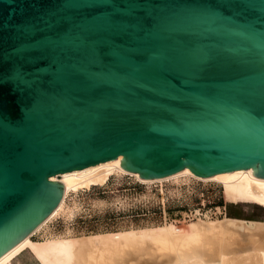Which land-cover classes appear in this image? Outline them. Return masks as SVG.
<instances>
[{
    "label": "water",
    "instance_id": "95a60500",
    "mask_svg": "<svg viewBox=\"0 0 264 264\" xmlns=\"http://www.w3.org/2000/svg\"><path fill=\"white\" fill-rule=\"evenodd\" d=\"M120 155L264 175V0H0V256Z\"/></svg>",
    "mask_w": 264,
    "mask_h": 264
},
{
    "label": "bare ground",
    "instance_id": "6f19581e",
    "mask_svg": "<svg viewBox=\"0 0 264 264\" xmlns=\"http://www.w3.org/2000/svg\"><path fill=\"white\" fill-rule=\"evenodd\" d=\"M261 165L200 176L186 166L160 178H145L116 159L51 176L62 180L65 190L55 209L27 236L0 256V264H10L16 257L31 250L38 264H264V221H248L225 215L193 221L190 230L180 232L172 225L162 230L155 226L120 238L48 237L35 244L32 237L55 216L66 209L70 192L105 184L110 176L129 174L143 183L179 180L182 177L213 180L222 184L231 202L248 201L264 206V175Z\"/></svg>",
    "mask_w": 264,
    "mask_h": 264
},
{
    "label": "rangeland",
    "instance_id": "374dc122",
    "mask_svg": "<svg viewBox=\"0 0 264 264\" xmlns=\"http://www.w3.org/2000/svg\"><path fill=\"white\" fill-rule=\"evenodd\" d=\"M66 204V209L32 237L35 244L48 237L121 238L125 232L132 234L153 226L162 230L172 225L188 231L193 221L207 216L264 221V206L231 202L221 183L193 177L143 183L133 175L114 174L103 185L70 192ZM10 264H38V260L27 250Z\"/></svg>",
    "mask_w": 264,
    "mask_h": 264
}]
</instances>
